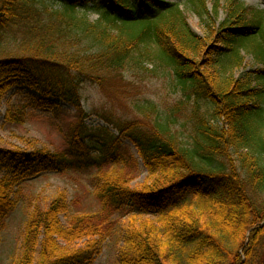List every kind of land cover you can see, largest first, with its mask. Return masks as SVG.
Returning a JSON list of instances; mask_svg holds the SVG:
<instances>
[{
  "label": "trees",
  "instance_id": "obj_1",
  "mask_svg": "<svg viewBox=\"0 0 264 264\" xmlns=\"http://www.w3.org/2000/svg\"><path fill=\"white\" fill-rule=\"evenodd\" d=\"M207 2L184 0L180 10L163 0H0V49L9 31L22 32L15 52L0 55V103L11 86L27 84L42 105L62 101L80 114L62 152L0 149V167L11 172L0 179V221L13 210L11 188L23 176L45 168L100 175L97 211L73 215L64 227L61 193L33 210L15 264H91L115 218L133 211L158 223H130L121 264H264V11L239 0H211L210 9ZM220 7L225 18L216 25ZM187 12L206 25L205 36L191 31ZM242 55L257 67L243 70ZM157 70L180 97L166 112L136 105L152 119L149 130L107 118L116 135L83 124L84 82ZM19 115L7 111L6 118L20 123ZM122 137L147 171L142 190L129 187L134 162L119 151ZM112 162L119 169H108Z\"/></svg>",
  "mask_w": 264,
  "mask_h": 264
},
{
  "label": "rangeland",
  "instance_id": "obj_2",
  "mask_svg": "<svg viewBox=\"0 0 264 264\" xmlns=\"http://www.w3.org/2000/svg\"><path fill=\"white\" fill-rule=\"evenodd\" d=\"M163 1L177 5L180 10H183L184 0ZM207 1V7L210 9L211 0ZM219 2L222 6L223 0H219ZM239 2L264 11V0H239ZM52 7L55 9L56 5H52ZM223 10L220 7L216 25L225 18ZM87 18L93 22L96 20L97 14L88 11ZM187 24L193 33L201 37L205 36L206 25L193 13L187 12ZM21 33L19 28L15 27L6 34V40L0 49L3 59L11 52H15L17 44L22 39ZM67 50L74 49L68 46ZM242 56L243 70L257 67L250 55ZM146 68L150 69L149 66ZM240 70L234 69L233 74L238 76ZM117 75L109 76L108 78L112 77V80L108 79V82L102 85L90 81L81 85V103L85 113V117L81 120L86 126L108 128L111 133L116 135L118 131L108 124V119L118 122L120 125L123 123V126L136 123L137 127L149 130L152 119L135 108L136 105L142 102H151L158 109L166 112V105L172 104L180 97L177 92V95L174 94L175 89L170 84V77L161 71L157 70L153 73L141 71L136 74L125 72L123 78L120 79ZM17 76L22 78L21 74ZM40 99V94L27 84H14L4 93L0 103V149L19 151L25 154H29L37 148H45L53 152L65 150L69 126L78 120L80 114L66 102L51 100L57 105L53 108L42 105ZM7 111L11 116L20 113L21 122H10L6 118ZM175 116L178 122L182 123L183 118L180 114L177 113ZM175 128L177 127L172 126V129ZM94 133L98 134L97 131ZM119 151L128 155H126L127 161L130 158L134 162L129 187L132 190H142L146 184H149L148 175L135 147L127 138L122 137ZM118 166L117 163L112 162L107 165V168L119 169ZM104 171L110 173L118 170ZM10 173V170L0 167V179L9 176ZM99 177L100 175L95 169L56 173L45 168L30 176L19 178L10 193L11 200L15 204L14 208L0 221V264L16 263L22 252L28 218L35 208L44 209L57 194H63L68 205V210L59 216V221L64 227L67 226V221L73 215L97 211L98 203L94 192L98 186ZM134 213L133 211V213L119 215L115 218L116 222L112 232L105 237L99 254L91 264H121L120 260L130 223L139 224L144 220H154L158 223V217L155 215L138 213H136L138 215H134Z\"/></svg>",
  "mask_w": 264,
  "mask_h": 264
}]
</instances>
